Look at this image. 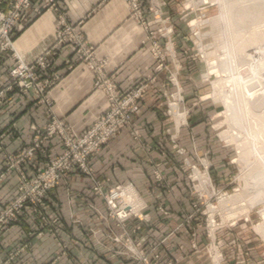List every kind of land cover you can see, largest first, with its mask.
Instances as JSON below:
<instances>
[{"label":"rangeland","instance_id":"374dc122","mask_svg":"<svg viewBox=\"0 0 264 264\" xmlns=\"http://www.w3.org/2000/svg\"><path fill=\"white\" fill-rule=\"evenodd\" d=\"M179 1L177 18L192 37L193 55L198 65L195 90L192 89L193 96L190 97L193 101L187 103L184 83L177 74L173 86L172 75L168 73L166 81L174 90L162 92V87L159 91L165 96L162 120L169 121L170 125L147 139L133 124L146 89L143 98L137 102V110L112 137L127 134L137 150L147 157L142 168L150 177L149 195L143 196L131 182H114L112 171L102 179L97 176L92 160L112 138L98 152L90 154L84 171L70 169L58 184L45 191L33 184L39 170L45 169V163L64 151L56 133L46 138L38 136L36 140L38 133H45L51 125L48 107L38 101L37 104L45 107L47 122L42 127L31 123L30 137L15 153L6 151L2 144L4 131L0 128L3 157L0 181L4 175H13L17 179L12 191L14 195L0 208V264H12L28 249V241L7 251L1 242L4 235L23 226L30 216L37 220L31 235L54 237L57 249L50 264H57L62 257L73 256L70 247L74 248L77 257L83 258L81 264H264V88L259 73L260 69L264 71V41L258 39L260 36L264 39V17L255 21L227 20L223 9L230 3L235 5L234 0ZM255 2L251 0L239 5L247 7ZM168 17H165V23ZM155 31L169 37L173 27L165 24ZM230 44L235 47V62L226 56ZM14 47L17 50L16 44ZM8 59L4 60H7L5 66L9 71L12 61ZM211 62H216L214 65L222 62L227 66L226 71L208 74ZM238 79L246 87H239ZM1 89L3 87L0 92ZM16 92L22 99L30 94L32 98L30 92L26 96ZM251 94L255 95L252 103L243 106V101ZM9 100L0 98V103ZM229 103L235 105L236 120L228 117ZM194 125L196 131L182 136L183 129L189 131ZM5 130L10 131L11 126L7 124ZM52 140L62 147L60 153L50 152L48 142ZM31 147L35 151L27 158L25 153ZM153 149L157 150V159L152 156ZM17 159L18 164H15ZM164 159L176 169L174 174L165 171ZM46 171L47 167L41 175L45 176ZM250 173L253 179L249 177ZM72 174H80L90 182L87 190L90 195L82 200L90 221L72 215L70 208L67 215L87 240L84 244L88 247V257L96 258L97 262L88 259L77 242L62 239L64 220L59 212L46 213L45 203L50 192L67 184ZM173 175L174 179L171 178ZM6 189L11 191L12 188ZM68 194L70 199L79 196L70 189ZM93 197L101 200V207L94 204Z\"/></svg>","mask_w":264,"mask_h":264},{"label":"crops","instance_id":"0c3cea01","mask_svg":"<svg viewBox=\"0 0 264 264\" xmlns=\"http://www.w3.org/2000/svg\"><path fill=\"white\" fill-rule=\"evenodd\" d=\"M179 9V0H141V19H138L129 17V10L123 0H59L57 9L53 10H45L42 4L35 2L24 29L14 36V44L18 56L25 62H31L50 50L45 56L46 61L50 63V70L39 73L43 77H47L49 73L57 75L58 80L50 92L54 113L58 118L69 122L77 132L82 131L108 105L104 94L94 87L98 75L109 80L120 93H126L137 87L141 81L145 82L147 78L154 77L148 84L139 111L133 117V124L140 130L142 137L150 139L170 125L169 121L162 120L161 111L165 106V96L159 90L162 87V92L165 90L170 93L174 90V85H169L166 81L168 72L155 70L156 60L150 50L152 41H156L165 54L164 63L167 68L177 74L178 79L184 83L187 103L193 101L190 97L195 90L194 78L198 65L193 55L192 37L177 18ZM153 10H157L156 20H153ZM37 11L42 14L37 16ZM167 16L168 22L165 23ZM165 24H172L173 27L169 37L155 31L157 27H164ZM60 25L72 27L77 31L90 53L88 60H79L76 47L70 41L58 43L57 33ZM151 31L155 37L147 39ZM5 62L7 60H4L3 67H0V88L5 86L8 79ZM95 65L99 67L98 74L94 70ZM8 96L11 98L9 101L0 103V128L4 131L3 146L8 153H15L30 137V124L42 127L48 116L42 104L32 101L31 94L30 97L22 99L14 90L8 93ZM7 124L11 126L8 132L5 130ZM194 131L196 125L189 131L183 129L181 134L188 135V132ZM48 147L53 154L63 150L53 140L48 142ZM157 154V150L153 149L152 156H156L155 159ZM146 160L147 157L137 150L130 137L123 134L110 139L94 156L92 162L100 179L108 171H112L111 178L114 182H131L143 196H148L150 177L142 168ZM163 164L167 166L165 171L174 174L176 169L171 167L168 159H164ZM2 165L3 157L0 152V170ZM144 166L147 167L146 164ZM27 168L29 170V166ZM171 178L174 179L175 175ZM16 183L17 179L13 175H4L1 179L0 208L14 195L12 191ZM7 187H11V191H8ZM89 187L88 179L80 174H72L67 184H61L50 192L45 203L47 214L59 212L63 216L62 239L77 242L83 247L85 255L88 254V247L84 244L87 240L80 229L72 225L67 211L69 214L70 208L72 215L90 221L82 201L89 197ZM69 189L79 196L70 199ZM92 201L101 207L99 198L93 197ZM36 225V217L30 216L23 226L4 235L1 245L5 251L13 250L21 242H29L28 249L12 264H50L52 261L53 253L57 249L54 237L45 234L37 238L31 235ZM69 250L73 256L62 257L57 264L82 263L83 258L74 254V248L70 247ZM88 259L97 262L94 257Z\"/></svg>","mask_w":264,"mask_h":264},{"label":"built area","instance_id":"2783aa9c","mask_svg":"<svg viewBox=\"0 0 264 264\" xmlns=\"http://www.w3.org/2000/svg\"><path fill=\"white\" fill-rule=\"evenodd\" d=\"M58 1L0 0V65H2L1 63L6 58H10L9 61H12V65L8 71L6 85L0 92V98L9 100L6 94L14 89L18 90L23 96H26L28 94L27 92L32 93V101L42 102L48 107L51 120V125L48 126L46 132L38 133L36 140L39 139L37 138L38 136L46 138V136L50 137L56 133L62 141L64 148L61 155L50 160L51 162L45 163L47 167L45 176L41 175V173L46 170V167L45 169L39 170V173L36 174V177L32 181L33 184H37L44 191L58 184L70 169L77 168L83 171L86 169L90 154L98 152L106 141L117 134L127 124L131 114L137 110L138 100L143 98L144 90L147 89L148 84L154 79L149 77L145 82L141 81L132 90L120 94L109 80L98 75L94 87L104 94L108 107L106 110L97 114L93 122L83 131L80 133L73 131L68 122L63 118H58L53 110L54 104L50 92L54 83L58 80L57 75L49 73L47 77H43L39 73L40 71L50 70V63L45 59V56L50 53V50L31 62H25L18 56L14 47V36L24 29L26 21L30 17L32 5L35 2H39L45 10H53L57 9ZM123 2L129 10V17L141 19V0H123ZM202 3L206 4L207 2L202 1ZM35 14L40 16L42 12L37 11ZM156 19H158L157 10H154L153 20ZM148 24L150 25V23ZM59 28V32L57 33L58 43L70 41L76 47L79 60H88L90 53L87 51L85 43L77 31L65 25H60ZM167 32H170V30ZM153 38V33L149 32L147 39ZM150 50L156 60L155 70L167 71L172 75L170 81L175 85L176 74L171 72L165 65V54L161 51L156 41L151 42ZM94 70L98 74L99 67L95 65ZM110 106H114V108L110 109ZM34 151L35 148L33 147L26 151L25 155L29 156L27 158H30ZM20 161L22 160L20 159ZM14 163L18 164V159ZM13 167V165L10 166L12 169ZM1 222L2 218H0V224Z\"/></svg>","mask_w":264,"mask_h":264},{"label":"bare ground","instance_id":"6f19581e","mask_svg":"<svg viewBox=\"0 0 264 264\" xmlns=\"http://www.w3.org/2000/svg\"><path fill=\"white\" fill-rule=\"evenodd\" d=\"M225 2L227 0H224ZM236 2L235 5L231 4L230 5H227L224 7V11L223 13H225V17L227 20H229L230 18L236 20V19H249V20H257V19H260L262 17H264V0H256V2L254 3V5H250V6H247V7H241L239 4L240 3H244V2H247V1H251V0H234ZM255 1V0H253ZM239 5V6H238ZM230 13V14H229ZM226 27H225V31H226ZM260 41H264L263 37L260 36ZM230 40V39H229ZM231 41V40H230ZM231 45V44H230ZM226 47V46H225ZM226 56L229 57L228 59H233L234 62L236 61V52H235V47H233V45H231V47H228L226 49ZM227 60L224 61V63L226 62ZM216 64V62H211L209 65V73L208 74H211V73H217L218 72H223V71H226V65L224 66V64H222V62L220 63V65H214ZM262 66V65H261ZM263 70L260 69L259 73L260 75H262V80L261 81V84H262V87L264 88V74H263ZM240 76V75H239ZM222 80V79H221ZM237 81V80H236ZM248 81V80H247ZM250 82V81H249ZM238 83V86L239 87H244L245 86V83L244 82H240L239 79L238 81L236 82ZM251 83V82H250ZM260 84V85H261ZM247 85V84H246ZM246 87V86H245ZM240 89V88H239ZM255 90V89H254ZM252 91V90H251ZM261 91V89H260ZM253 92V91H252ZM251 93V92H250ZM245 96V95H244ZM243 96V97H244ZM242 97V96H241ZM242 97V98H243ZM246 97V96H245ZM255 95L254 94H251V96L249 97L248 100H244L243 101V106L246 107L247 103H252V98H254ZM233 99H231V102ZM226 103V102H225ZM234 103V102H233ZM235 104V103H234ZM232 104V103H229L227 105V113H228V117L229 118H232L234 120H236V112H235V105ZM249 177L251 179H253V175L250 173ZM261 228V227H260Z\"/></svg>","mask_w":264,"mask_h":264}]
</instances>
